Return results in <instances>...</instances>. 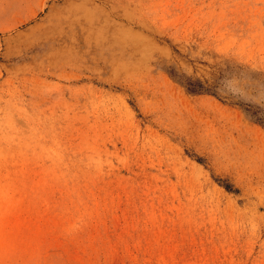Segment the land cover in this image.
<instances>
[{"label": "rangeland", "instance_id": "obj_1", "mask_svg": "<svg viewBox=\"0 0 264 264\" xmlns=\"http://www.w3.org/2000/svg\"><path fill=\"white\" fill-rule=\"evenodd\" d=\"M48 263L264 264V0H0V264Z\"/></svg>", "mask_w": 264, "mask_h": 264}, {"label": "bare ground", "instance_id": "obj_2", "mask_svg": "<svg viewBox=\"0 0 264 264\" xmlns=\"http://www.w3.org/2000/svg\"><path fill=\"white\" fill-rule=\"evenodd\" d=\"M41 177V176H40ZM36 209V208H35ZM38 215V214H37ZM9 223V222H8ZM22 225H25L24 220L20 217V214L16 213L15 218L13 219V226L15 228H20ZM52 225V224H51ZM27 226V225H26ZM158 229V228H157ZM58 240V239H57ZM201 250V249H200ZM202 251V250H201ZM110 253V252H109ZM56 254V253H55ZM57 255V254H56ZM44 256V255H43ZM45 260V258H44ZM61 260V259H60ZM51 261V259H50ZM51 263V262H50ZM49 264V263H48ZM55 264V263H54Z\"/></svg>", "mask_w": 264, "mask_h": 264}, {"label": "trees", "instance_id": "obj_3", "mask_svg": "<svg viewBox=\"0 0 264 264\" xmlns=\"http://www.w3.org/2000/svg\"><path fill=\"white\" fill-rule=\"evenodd\" d=\"M203 88L202 84L199 81H193L187 86V90L189 91H201Z\"/></svg>", "mask_w": 264, "mask_h": 264}]
</instances>
